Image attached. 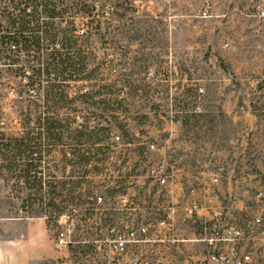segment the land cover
Segmentation results:
<instances>
[{
  "label": "rangeland",
  "instance_id": "rangeland-1",
  "mask_svg": "<svg viewBox=\"0 0 264 264\" xmlns=\"http://www.w3.org/2000/svg\"><path fill=\"white\" fill-rule=\"evenodd\" d=\"M62 1L66 4L72 0ZM86 3L92 4L95 15L90 25L96 28L89 34L85 33V23L90 17L81 16L77 9H69L66 17L74 21L77 34H83L80 38L91 52V67L96 66L100 83L108 84L107 91L114 101L104 111L90 105H68L59 112L75 117L76 122L89 117L94 123L92 115H101L104 125L120 124L126 129L124 134L115 127L113 133L119 138L113 136L103 142L109 148L104 155L98 154L105 162L100 161L92 176L94 191L104 190L106 184L114 185L111 177L116 178L119 167L122 177L129 174L128 180L134 181L127 188L134 198H153L155 193L151 191L157 187L151 183L150 175L165 145L180 164L200 168L212 155L216 159L227 155L229 138L242 129L245 145L264 153V32L258 35L256 30L261 26L264 31V0ZM9 10V0H0V15ZM255 79L260 82L254 86ZM21 84L24 81L0 60V127L8 132L18 129L25 112L34 113V105H41L39 101L34 104L33 89L18 93ZM70 159L69 154L62 159L59 153H52L47 157L49 170L58 178L75 179ZM12 183L10 180L8 186ZM67 187L68 184L63 192L65 199ZM0 188L5 191L11 216H48L49 212L45 213L37 203L23 206L14 191L9 193L2 178ZM87 188L74 192L81 195L82 202ZM74 202H60L58 198L47 210H62L60 215H65L74 227L75 241H91L98 220L79 221L72 209L85 204ZM64 220L58 218L57 222L54 216L49 219L53 235L59 233ZM83 245H72V260L90 259L93 255V248Z\"/></svg>",
  "mask_w": 264,
  "mask_h": 264
},
{
  "label": "built area",
  "instance_id": "built-area-1",
  "mask_svg": "<svg viewBox=\"0 0 264 264\" xmlns=\"http://www.w3.org/2000/svg\"><path fill=\"white\" fill-rule=\"evenodd\" d=\"M229 146L227 155H212L200 168L180 164L162 146L150 175L157 189L148 200L132 196L127 188L134 181L129 174L122 177L118 167L114 185L97 191L93 185L91 197L78 203L85 205L72 209L79 221L98 220L91 241L73 239L74 227L62 211L54 216L57 222L65 219L59 233L53 235L48 224L60 253L55 264H156L151 257L156 253L201 255L189 264H264V153L245 145L242 129L229 138ZM74 243L91 246L90 259L72 260Z\"/></svg>",
  "mask_w": 264,
  "mask_h": 264
},
{
  "label": "trees",
  "instance_id": "trees-1",
  "mask_svg": "<svg viewBox=\"0 0 264 264\" xmlns=\"http://www.w3.org/2000/svg\"><path fill=\"white\" fill-rule=\"evenodd\" d=\"M86 1L64 4L62 0H9L11 10L0 15L6 22L0 20V60L7 70L24 81L18 93L31 88L35 92L34 104L41 103L34 105V113H24L17 130L8 132L0 127V178L23 206L37 203L45 213L49 212L47 224L62 211L47 210L58 198L60 202L80 203L81 195L74 192L84 186L88 187L85 197H91L92 176L101 160L98 154L104 155L109 148L103 142L111 138L115 127L126 134L118 122L119 125H104L101 115H92L94 123L89 117L76 122L75 117L59 112L68 105H90L104 111L114 101L107 91L108 84L100 83L96 66L91 67V52L80 38L83 34H77L74 21L66 17L69 9L90 17L85 23V33L89 34L96 26H91L94 7ZM54 152L62 159L67 154L71 156L69 162L74 168L72 173L76 172L75 179L58 178L49 170L47 157ZM10 180L13 183L8 186ZM67 184L65 199L63 192Z\"/></svg>",
  "mask_w": 264,
  "mask_h": 264
},
{
  "label": "crops",
  "instance_id": "crops-1",
  "mask_svg": "<svg viewBox=\"0 0 264 264\" xmlns=\"http://www.w3.org/2000/svg\"><path fill=\"white\" fill-rule=\"evenodd\" d=\"M255 30V28H254ZM262 35L261 26L256 28ZM5 191L0 188V264H55L60 253L54 248L52 235L44 216H16L10 214ZM200 254L156 253L153 263L189 264Z\"/></svg>",
  "mask_w": 264,
  "mask_h": 264
}]
</instances>
